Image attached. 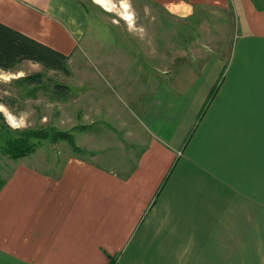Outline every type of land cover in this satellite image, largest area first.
Returning <instances> with one entry per match:
<instances>
[{
    "label": "crops",
    "instance_id": "0c3cea01",
    "mask_svg": "<svg viewBox=\"0 0 264 264\" xmlns=\"http://www.w3.org/2000/svg\"><path fill=\"white\" fill-rule=\"evenodd\" d=\"M143 1L234 25L230 50L150 82L75 71L95 121L80 152L3 180L0 264H264V0ZM0 23L69 57L89 43L79 0H0Z\"/></svg>",
    "mask_w": 264,
    "mask_h": 264
},
{
    "label": "rangeland",
    "instance_id": "374dc122",
    "mask_svg": "<svg viewBox=\"0 0 264 264\" xmlns=\"http://www.w3.org/2000/svg\"><path fill=\"white\" fill-rule=\"evenodd\" d=\"M79 1L89 16L86 32L89 43L84 40V50L80 56L69 58L68 66L72 75L48 71L32 62L22 63L13 72L0 71V105L7 110L0 112L2 182L11 178L19 164L25 163L27 167L40 171L44 160H59L62 149L73 148L69 141H53L51 137L43 140L29 157L14 160L4 154L2 148L17 140L23 131L67 132L76 145L75 130L95 121V109L88 110L83 102L74 101L75 71L82 70L81 66L85 68L84 77L90 80L131 79L150 82L155 78L169 76L175 61L192 57L194 49L196 52L200 47H216L220 48L222 54H227L230 50V35L234 25L224 20L211 22L217 20V16L206 14L190 19H177L165 15L164 10L143 0H103L110 11L97 5V0ZM91 47L94 49L93 57ZM92 65L94 70L98 69L95 73H91ZM35 74H42L43 84L51 86L48 92L19 82V79ZM56 83L69 86L67 98L61 99L54 94L53 87ZM32 92L35 93L34 96L29 95ZM83 107L85 117H82ZM9 114L17 124L23 118V124L18 128L11 127L12 121L6 119Z\"/></svg>",
    "mask_w": 264,
    "mask_h": 264
},
{
    "label": "trees",
    "instance_id": "16d2710c",
    "mask_svg": "<svg viewBox=\"0 0 264 264\" xmlns=\"http://www.w3.org/2000/svg\"><path fill=\"white\" fill-rule=\"evenodd\" d=\"M69 58V56L0 23V71L13 72L22 63L32 62L43 66L48 71L53 70L72 75L68 66ZM19 82L21 84L24 83L28 87L38 88V90L40 88L45 89L47 92L51 89V86L47 87L43 84L42 74L21 78ZM69 89V86L65 84L56 83L53 87V92L59 98L64 99L68 97ZM34 94L29 95L34 96ZM51 137L53 141H69L76 152L81 151L74 144L69 133L58 131L50 133L45 130L23 131V134L17 140L3 147L2 151L14 160L26 158L36 151L43 140ZM1 184L2 181H0V186Z\"/></svg>",
    "mask_w": 264,
    "mask_h": 264
},
{
    "label": "clouds",
    "instance_id": "9594fccd",
    "mask_svg": "<svg viewBox=\"0 0 264 264\" xmlns=\"http://www.w3.org/2000/svg\"><path fill=\"white\" fill-rule=\"evenodd\" d=\"M4 111H7L6 108L3 105H0V112H4ZM6 119L12 121L10 126L13 127V128H18V127L21 126V124H23V118L21 119L20 124H17L15 122L14 117H12L10 114L6 117Z\"/></svg>",
    "mask_w": 264,
    "mask_h": 264
},
{
    "label": "bare ground",
    "instance_id": "6f19581e",
    "mask_svg": "<svg viewBox=\"0 0 264 264\" xmlns=\"http://www.w3.org/2000/svg\"><path fill=\"white\" fill-rule=\"evenodd\" d=\"M96 3H97V5L103 7L104 9H106L107 11H110V9L107 8V4L105 3V1H103V0H97ZM124 8H126V7H124ZM127 20H129V19H127Z\"/></svg>",
    "mask_w": 264,
    "mask_h": 264
}]
</instances>
